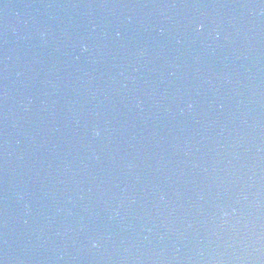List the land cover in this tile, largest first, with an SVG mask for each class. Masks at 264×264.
<instances>
[{
  "label": "water",
  "instance_id": "95a60500",
  "mask_svg": "<svg viewBox=\"0 0 264 264\" xmlns=\"http://www.w3.org/2000/svg\"><path fill=\"white\" fill-rule=\"evenodd\" d=\"M0 264H264V0H0Z\"/></svg>",
  "mask_w": 264,
  "mask_h": 264
}]
</instances>
